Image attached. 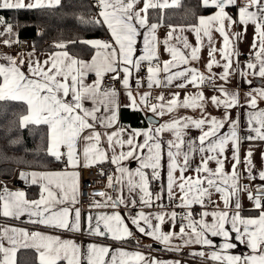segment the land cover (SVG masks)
Masks as SVG:
<instances>
[{
	"label": "snow or ice",
	"instance_id": "1",
	"mask_svg": "<svg viewBox=\"0 0 264 264\" xmlns=\"http://www.w3.org/2000/svg\"><path fill=\"white\" fill-rule=\"evenodd\" d=\"M60 5L61 0H29L28 3L0 0V10L55 9ZM96 6L100 10L95 19L81 20L106 26L109 39L79 41L93 49L90 60L74 57L66 50L67 43L77 41L54 43L59 50L43 60L36 56L34 45L26 54L0 53V102L26 105V114L19 118L20 128L30 124L47 126L46 152L65 163L63 170H19V178L39 185V198L29 200L25 192L10 191L4 186L0 189V215L18 220L26 214L32 225L77 233L85 231L86 225L91 236L121 244L135 240L138 247L129 251L89 243L85 251L75 241L62 240L60 236L0 225V264H16V253L21 247L35 248L39 264H60L61 261L66 264H183L178 259L161 260L145 254L140 247L152 245H141L137 233L161 244L163 251L180 252L192 245L210 249L194 250L190 255L210 259L214 264H264V197L253 196L251 184L240 182L242 177L249 181L258 177L264 181V167L257 169L251 147L241 156L244 141L264 142V108L258 104L264 101V85L254 87L249 79L258 77L264 81V0H200L201 8L214 7L215 12L199 15L195 23L186 27L170 25L162 42L163 52L170 57L166 60L161 59V41L157 37L160 23H150L149 11L178 6V0H172L171 5L168 0H98ZM229 7L237 9L235 18L227 11ZM249 24L254 26L255 35L249 58L241 64L236 42L242 40ZM240 26L243 31H233ZM0 28L3 29L0 37H8L2 41L5 47L27 43L19 39V33L13 31V25L3 16H0ZM141 30H144V46L142 54L136 55ZM185 32L194 35L195 44L183 35ZM214 33L222 38L219 48ZM205 47L208 60L204 64L206 72H201L193 64L201 61ZM216 53L220 54V61ZM214 66L222 67L223 71L214 72ZM141 71L146 73L144 77L139 76ZM91 73L96 78L88 83ZM237 74L249 88L243 101L249 109L247 135H241L239 113L235 118L232 115V110L241 106L240 91L227 86ZM108 76L111 83L106 86L104 79ZM209 80L214 82L211 96L203 91ZM145 83L147 90H141ZM189 86L196 91H185L182 99L180 91L171 92V98H166L163 92L153 94L154 89L186 90ZM122 92L127 98L124 104L120 99ZM209 106L222 107L223 115H211ZM122 107L144 112L148 127L122 125ZM178 109L199 111L200 116H171L159 123L157 118ZM226 126L228 130L222 132ZM189 128L200 131L198 138H188ZM166 132L172 135L166 142V184L159 185L154 192L152 184L162 180L165 157L162 134ZM18 143L19 140L8 139L9 146ZM226 149L231 150V171L225 168ZM196 154L200 161L193 168ZM0 159L12 158L0 148ZM130 160L138 162L135 170L124 166L123 162ZM261 160L264 161V152ZM213 161L214 169L209 167ZM105 163L114 165V171L107 174L105 190L98 193L100 200L91 197L89 208L110 211H98L95 216L90 211L86 218L82 217L81 209L75 207L80 195L78 169L98 167L104 176L102 165ZM190 170L194 176L186 174ZM256 190L264 192V183L256 185ZM213 191L220 194L223 208L215 206L208 211L214 204ZM241 192L260 210L258 216L241 215ZM165 195L171 211L164 210ZM193 205H199L202 211L194 213ZM176 208L184 211L177 213ZM165 224L170 225L168 231H164ZM177 224L179 231L175 230ZM237 242L246 245L250 254H229L238 246Z\"/></svg>",
	"mask_w": 264,
	"mask_h": 264
},
{
	"label": "crops",
	"instance_id": "2",
	"mask_svg": "<svg viewBox=\"0 0 264 264\" xmlns=\"http://www.w3.org/2000/svg\"><path fill=\"white\" fill-rule=\"evenodd\" d=\"M98 1V0H97ZM29 0H25V3H28ZM180 2V0H178V3ZM169 5L172 4V0H168ZM141 7H142V3H141ZM99 8L97 7V12H96V17L97 14L99 12ZM227 11L233 15V17L235 18L237 9L235 7H229L227 9ZM213 12H215V8L212 7V10L208 13L205 14H201V15H210ZM150 23H159L156 21H150ZM191 25V24H189ZM169 24H163L160 23V27L157 30V37L159 38V40L161 41V47H160V51H161V59L162 60H166L169 59V55L163 52V40L165 39V37L167 36V33L169 32ZM174 27H182V26H188V25H179V24H174L171 25ZM106 29V26H105ZM107 31V29H106ZM143 31L141 30L140 34L137 37V44H136V55H140L142 54V49L144 46V38H143ZM233 31H243V26L234 28ZM179 34V33H177ZM183 35H186L189 39V41L192 44H195V37L191 32H185L183 33ZM215 37V42H216V47L219 48L222 44V38L219 36L218 33H214L213 34ZM255 35V31H254V26L249 24L247 26V30L245 35L243 36L242 40L237 41L236 42V49L241 53L239 56V60L241 62V64H243L245 61L248 60L249 58V51L251 48V44L253 41ZM6 39L4 37H0V44H3L2 41ZM103 39V38H101ZM109 39V33L107 31L106 36L104 37V40ZM172 43H176L175 40L171 41ZM32 48H27V47H21V48H8L5 47L4 45H0V53H11V54H15L17 52H23L24 54H26L28 51H30ZM59 49H52V50H47V51H38L36 50L35 54L37 57H39L41 60H43L44 58H46V56L52 52L58 51ZM94 54V51L92 53V55ZM91 55V56H92ZM201 56L202 59L199 62H194L193 66L198 67L200 69L201 72H206V69L204 67V64L207 62L208 60V49L205 47L202 49L201 52ZM245 57V58H244ZM83 59V58H80ZM90 58L88 59H83V60H90ZM216 59L218 61L221 60L220 54L216 53ZM235 59V57H234ZM221 63H223V61H221ZM25 71H27V69H24ZM213 71L214 72H222L223 69L222 67H213ZM144 72V71H141ZM140 72V73H141ZM139 73V76H140ZM141 77V76H140ZM95 74L91 73L89 74V76L87 77V82L91 83L93 80H95ZM249 79H252L253 81V86L254 87H260L262 85H264V81L260 80L258 77H249ZM106 85V84H105ZM108 86V85H106ZM230 89H239L240 94H241V106L239 108H234L232 110V115L233 118L236 117V114L239 113V117H240V123H241V135H247V117H246V112L249 110L247 108V106L244 104V93L246 91L249 90L248 86L246 84L243 83L241 77L237 74L234 75L230 81L229 84L227 85ZM116 87L119 88V84L117 83ZM141 90H147V86L146 83L143 86V88ZM173 91H180L181 94V99L183 98L184 92H195L196 89L189 86L186 90H179V89H175V88H163V89H154L153 90V94H158L159 92H163L164 95L166 96V98H171L170 97V93ZM203 91L207 96H211L213 94L212 88L211 86L209 87H203ZM121 103H127V98L126 96L123 94V92L121 93ZM152 102H155L154 100ZM259 107L260 108H264V101H258ZM87 106H91L90 103ZM145 111H147L145 109ZM223 108H215L213 106H209L208 107V112L213 115V116H217V117H221L223 115ZM149 115H151L149 113ZM171 116H193V117H197L199 118L200 116V112L199 111H193L192 109H178L176 112H174L171 115H165L162 118H157L159 120V123H163L167 120H169L171 118ZM120 123L122 125H126V126H130L131 128H147L148 127V121L147 119H145L144 116V112H139V111H132L129 108H121L120 109ZM47 127V126H46ZM227 126L222 129V132H226ZM187 133H188V138H198V136L200 135V131L198 129L195 128H189L187 129ZM172 135L171 133H163L162 134V140L165 142V157H164V166L162 168V180L160 181L159 185L161 184H166V142L167 140L171 139ZM249 147H251L252 151H253V155H254V162L257 166V169L264 167V161L261 160V153L264 152V142L262 141H254V142H248V141H244L241 144V156L243 157V154L249 149ZM226 157H227V161L225 164V168L226 171H231V150L230 149H226V153H225ZM55 159V158H54ZM200 161V156L199 154H196L194 157V162H193V168L196 166V164H198ZM125 167H128L132 170H135L139 164L137 161L135 160H130V161H125L123 162ZM103 165H106L110 168V172L114 171L115 166L111 165L110 163H105ZM209 167L211 168H215V162H210ZM65 168V163L61 162V166L58 168H52V169H28V170H37V171H45V170H63ZM241 171H243V168L241 167ZM189 176H194L195 173L193 171H188L186 173ZM244 178L242 177L241 180H243ZM247 180V179H244ZM249 181V180H248ZM252 187H256V185L264 183V181H261L258 177L255 181H249ZM29 185H33L30 182L27 183V187ZM38 187L39 185L36 184ZM158 185V186H159ZM158 186H155L154 183L152 184V189L155 192V190L157 189ZM18 188V189H9L10 191H23L26 194V188ZM0 189L1 188L0 186ZM40 189V188H39ZM109 194H112L111 189L108 190ZM125 194H127V190L125 189ZM26 198L29 200L32 199H38V197L35 198H30L26 195ZM137 200H138V195L136 196ZM166 195L163 197L162 202H165L164 200H166ZM96 200H100V196H98L97 198H95ZM239 199H240V203H241V215L244 217H256L259 215V209H256L253 205V203L248 199L247 194L244 192H241L239 194ZM211 200L214 202V204L212 206L208 207V211H212V208L215 206H218L219 208H223V202L220 200V194L216 193L215 191H213L212 196H211ZM205 203H207V200H205ZM92 204V199H86V200H81L80 196H79V203L75 205V207H79L81 209L82 212V217H87L89 212L91 211L92 215L95 216L96 213L98 211H110L108 209H96V208H89V205ZM234 206V205H233ZM69 207H72V205H69ZM155 204L153 205V210L155 209ZM136 211L139 210V205L137 206V208L135 209ZM165 211H171L172 208L169 209H164ZM147 211V209H146ZM193 211L194 213H200L202 211L201 207L199 205H193ZM250 211H254L253 213H250ZM196 218H199L198 216ZM28 216L25 214L23 216H21L20 219H13L10 217H3L2 215H0V225H4V226H10V227H22V228H27L29 231H33V230H39L44 232L45 234L48 235H53V236H60V238L62 240H73L75 241L76 244L80 245L85 251L87 248V245L89 243H96V244H101V245H111L113 249L116 248H121L123 247L126 250L132 251V250H136L137 249V244L135 242V240H129L126 243H118L115 241H112L108 238H101V237H96V236H91L87 233L86 230V225H85V231L77 233V232H71V231H64V230H60V229H53V228H44L43 226H36V225H32L28 222ZM209 221L211 220V217L207 218ZM170 228L169 224H165L164 225V231H168ZM176 231H179V225L177 224L176 226ZM137 236H139L140 240H141V245H149L151 244L152 247L148 248V247H140V250L143 251L145 254H150L152 256H155L158 259L161 260H181L183 262V264H214L213 261H211L210 259H204L201 257H194L191 256L190 253L194 250H204V251H210V249L204 248L201 249L200 246L198 245H192V246H188V247H184L180 252H168V251H163L162 249V245L159 243H155L153 242L150 238L147 237H143L140 236L139 233H137ZM216 242L219 243V239L216 238ZM174 243H179V241H174ZM237 247L234 249L230 250L231 255H240L243 256L245 254H250V250L246 247V245L244 244H239L237 242ZM23 248V247H21ZM20 249V248H19ZM35 252H36V256H37V260L39 262V254L36 251L35 248H32ZM107 259H111V256L109 255L107 257ZM63 264H66L65 261H61ZM86 264V262H85Z\"/></svg>",
	"mask_w": 264,
	"mask_h": 264
},
{
	"label": "trees",
	"instance_id": "3",
	"mask_svg": "<svg viewBox=\"0 0 264 264\" xmlns=\"http://www.w3.org/2000/svg\"><path fill=\"white\" fill-rule=\"evenodd\" d=\"M93 2L94 0H61V5L55 9L0 10V16L13 25V31L19 33V39L29 38L35 50H52L55 49L53 45L56 42L77 41L74 44L67 43L66 50L74 57L88 59L93 49L79 41L101 39L107 34L105 27L83 23L81 20L82 18L84 21H89L96 18L97 8ZM211 10L212 7L201 8L200 0H180L178 6L150 10L149 17L152 22L166 25H189L195 23L199 15ZM2 30L0 28V31ZM38 32L42 35H38ZM24 114H26V105L23 103L0 102V148H3L7 156L12 158L0 159V177L2 178L11 177L17 166L24 170L52 169L61 166V162L56 161L46 152V126L30 124L20 128L19 118ZM8 139L19 140V143L9 146ZM26 189V195L30 198L40 195L37 185H29ZM253 212L250 211V213ZM15 261L16 264H39L36 252L32 248L18 249ZM60 264L63 263L60 262Z\"/></svg>",
	"mask_w": 264,
	"mask_h": 264
},
{
	"label": "built area",
	"instance_id": "4",
	"mask_svg": "<svg viewBox=\"0 0 264 264\" xmlns=\"http://www.w3.org/2000/svg\"><path fill=\"white\" fill-rule=\"evenodd\" d=\"M98 1L94 0V4L95 6L97 5ZM97 7V6H96ZM21 41H27V43L25 44L26 46H30L31 44V40L29 38H24V39H20ZM18 45H13L12 48H17ZM146 75L145 72H141L140 76L144 77ZM111 83V77L108 76L104 79V84L106 85H110ZM214 82L212 80H209L206 85H204L203 87H209L213 84ZM117 85V84H116ZM102 167L105 169V175L101 176L100 175V169L98 167H92L90 169H85V168H80L78 169L80 172V199L81 200H86L89 199L93 196H95V198H97L99 195L98 193L101 191L105 190V185L107 183V174L110 172V168L106 165H102ZM23 168L21 167H16L14 170V173L11 177L9 178H2L0 177V180L4 182L5 186L8 189H18V188H24L27 187V183L19 178L18 172L19 170H21ZM241 184H250V182L248 180H241L240 181ZM160 183V181L158 182H154L155 186H158ZM252 195L253 196H260V197H264V192H259L256 190V187H252ZM178 202V201H176ZM174 202V203H176ZM166 207L165 209H169L171 207H167L168 205V199L166 198L165 202H162ZM175 211L177 213H181L184 210L181 208H176ZM179 219V217H178Z\"/></svg>",
	"mask_w": 264,
	"mask_h": 264
},
{
	"label": "rangeland",
	"instance_id": "5",
	"mask_svg": "<svg viewBox=\"0 0 264 264\" xmlns=\"http://www.w3.org/2000/svg\"><path fill=\"white\" fill-rule=\"evenodd\" d=\"M30 45H31V44H30ZM21 47L32 48V45H31V47H30V46H26L25 44H24V45H18V46H17V49H18V48H21ZM0 186H1V188H3V187L5 186L4 182L1 181V180H0Z\"/></svg>",
	"mask_w": 264,
	"mask_h": 264
},
{
	"label": "bare ground",
	"instance_id": "6",
	"mask_svg": "<svg viewBox=\"0 0 264 264\" xmlns=\"http://www.w3.org/2000/svg\"><path fill=\"white\" fill-rule=\"evenodd\" d=\"M93 1V0H92ZM94 3V2H93ZM97 8V7H96ZM95 14V13H94ZM95 16V15H94ZM104 39V38H103ZM30 47H31V45H30ZM245 58V57H244ZM164 201H166V200H164Z\"/></svg>",
	"mask_w": 264,
	"mask_h": 264
}]
</instances>
